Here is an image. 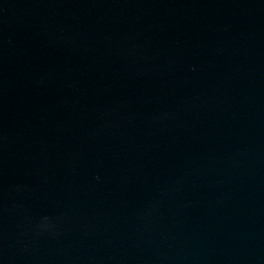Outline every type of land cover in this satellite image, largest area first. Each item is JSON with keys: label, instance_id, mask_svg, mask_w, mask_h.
Returning <instances> with one entry per match:
<instances>
[{"label": "water", "instance_id": "95a60500", "mask_svg": "<svg viewBox=\"0 0 264 264\" xmlns=\"http://www.w3.org/2000/svg\"><path fill=\"white\" fill-rule=\"evenodd\" d=\"M0 264H264V0H0Z\"/></svg>", "mask_w": 264, "mask_h": 264}]
</instances>
